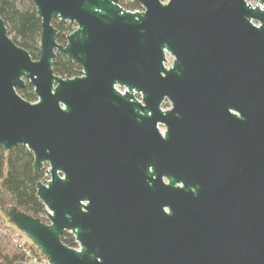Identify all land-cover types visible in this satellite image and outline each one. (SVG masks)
Listing matches in <instances>:
<instances>
[{
  "label": "water",
  "instance_id": "95a60500",
  "mask_svg": "<svg viewBox=\"0 0 264 264\" xmlns=\"http://www.w3.org/2000/svg\"><path fill=\"white\" fill-rule=\"evenodd\" d=\"M27 1L37 60L0 18V148L48 165V224L14 206L10 224L48 264H264V0Z\"/></svg>",
  "mask_w": 264,
  "mask_h": 264
},
{
  "label": "trees",
  "instance_id": "16d2710c",
  "mask_svg": "<svg viewBox=\"0 0 264 264\" xmlns=\"http://www.w3.org/2000/svg\"><path fill=\"white\" fill-rule=\"evenodd\" d=\"M120 5L131 12L141 8L133 1L126 3L122 0ZM0 18L12 41L26 50L33 60H37L40 53L41 27L33 5L27 0H0ZM53 25L58 31L56 42L64 45L65 36L73 32L75 26L69 23L60 25L58 21H54ZM80 70L77 63L69 61L64 55L56 56L53 66L55 75L72 79L79 75ZM17 93L27 102H36L33 88L28 83L17 90ZM32 164L33 157L25 148L17 147L9 152L0 148V264H27L25 250L35 249L27 239L21 244L14 242L15 227L6 217V208L14 206L19 211L48 224L45 208L38 200L36 190L37 183L43 179V172L34 173ZM61 241L69 248H78L74 237L69 233L64 232Z\"/></svg>",
  "mask_w": 264,
  "mask_h": 264
},
{
  "label": "rangeland",
  "instance_id": "374dc122",
  "mask_svg": "<svg viewBox=\"0 0 264 264\" xmlns=\"http://www.w3.org/2000/svg\"><path fill=\"white\" fill-rule=\"evenodd\" d=\"M126 3H128V2H130V1H132V0H124ZM163 3H166L167 2V0H161ZM29 2V1H28ZM248 3L249 4H251L252 6H255L256 5V0H251V1H248ZM142 11V9L140 8V9H138V10H136L135 12H141ZM74 30H75V27H74ZM166 59H167V62H166V67H169L170 65H171V63H172V58L169 56V55H167L166 56ZM119 89V88H118ZM121 92H123V89H119ZM136 95V98L137 99H139L140 100V95H138V94H135ZM163 110H169L170 108H171V105H170V103L168 102V101H165V103L162 105V107H161ZM159 130L161 131V132H165V128L164 127H162V126H159ZM47 170H48V165H45L44 166V168L41 170L42 172H43V179L42 180H49V177L46 175V172H47ZM10 229V228H9ZM10 231H11V229H10ZM11 233H12V231H11ZM15 233H18V231L15 229L14 230V235H15ZM22 235V234H21ZM21 240H23L24 242H26V237L25 236H21Z\"/></svg>",
  "mask_w": 264,
  "mask_h": 264
},
{
  "label": "built area",
  "instance_id": "2783aa9c",
  "mask_svg": "<svg viewBox=\"0 0 264 264\" xmlns=\"http://www.w3.org/2000/svg\"><path fill=\"white\" fill-rule=\"evenodd\" d=\"M21 233H15L14 242L16 244H21L23 240H21ZM25 255L27 259V264H48L47 260L39 253V251L35 249H26Z\"/></svg>",
  "mask_w": 264,
  "mask_h": 264
},
{
  "label": "flooded vegetation",
  "instance_id": "af4514ba",
  "mask_svg": "<svg viewBox=\"0 0 264 264\" xmlns=\"http://www.w3.org/2000/svg\"><path fill=\"white\" fill-rule=\"evenodd\" d=\"M121 1H122V0H121ZM121 1H120V3H121ZM120 3H119V5H120ZM120 7H121V5H120ZM121 8H122V7H121ZM122 9H124V8H122ZM141 9H142V8H141ZM124 10H125V9H124ZM125 11H127V10H125ZM129 12H131V11H129ZM134 12H135V11H134ZM118 91L121 92L119 89H118ZM123 92H124V90H123ZM123 92H121V93H123ZM134 96H135V98H136V95H134ZM136 99H137V98H136ZM137 100H139V99H137ZM140 100H141V98H140ZM140 100H139V101H140ZM164 103H165V102H164ZM164 103H163V104H164ZM158 128H159V126H158ZM160 132H161V131H160ZM161 133H163V132H161Z\"/></svg>",
  "mask_w": 264,
  "mask_h": 264
}]
</instances>
